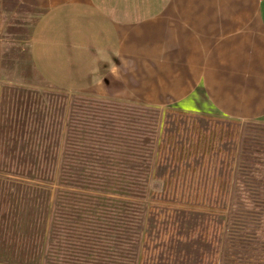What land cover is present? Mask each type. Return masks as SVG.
Returning <instances> with one entry per match:
<instances>
[{
	"label": "rangeland",
	"instance_id": "374dc122",
	"mask_svg": "<svg viewBox=\"0 0 264 264\" xmlns=\"http://www.w3.org/2000/svg\"><path fill=\"white\" fill-rule=\"evenodd\" d=\"M39 16L37 9L0 5V264H17L14 242H7L15 240V209L11 215L5 206H15L21 187L42 189L44 201L50 185L34 182L33 168L62 152L69 115L83 105L76 102L82 97L45 84L31 65ZM145 116L155 126V148L132 264H264V125L193 120L165 108H147ZM109 192L116 200L131 197L119 196L116 183ZM30 216H23L26 232Z\"/></svg>",
	"mask_w": 264,
	"mask_h": 264
},
{
	"label": "crops",
	"instance_id": "0c3cea01",
	"mask_svg": "<svg viewBox=\"0 0 264 264\" xmlns=\"http://www.w3.org/2000/svg\"><path fill=\"white\" fill-rule=\"evenodd\" d=\"M15 4L40 11L30 62L58 91L264 125V0H0Z\"/></svg>",
	"mask_w": 264,
	"mask_h": 264
},
{
	"label": "trees",
	"instance_id": "16d2710c",
	"mask_svg": "<svg viewBox=\"0 0 264 264\" xmlns=\"http://www.w3.org/2000/svg\"><path fill=\"white\" fill-rule=\"evenodd\" d=\"M78 101L83 105L69 115V139L62 152L38 160L37 170L33 168L34 182L50 185L44 201L42 189L21 187L15 206H5L11 215L15 209V240L7 242H14L17 264H132L131 249L141 240L139 227L146 215L141 197L151 193L146 171L155 148L147 107ZM111 183L123 190L119 196L135 198L116 200L110 196ZM56 186L60 190L55 192ZM25 191L29 205L22 200ZM24 215L32 217L29 232L23 230Z\"/></svg>",
	"mask_w": 264,
	"mask_h": 264
}]
</instances>
